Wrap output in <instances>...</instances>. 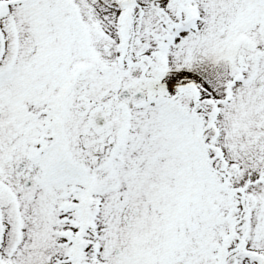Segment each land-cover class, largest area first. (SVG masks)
Wrapping results in <instances>:
<instances>
[{
	"label": "snow or ice",
	"instance_id": "obj_1",
	"mask_svg": "<svg viewBox=\"0 0 264 264\" xmlns=\"http://www.w3.org/2000/svg\"><path fill=\"white\" fill-rule=\"evenodd\" d=\"M0 264H264V0H0Z\"/></svg>",
	"mask_w": 264,
	"mask_h": 264
}]
</instances>
